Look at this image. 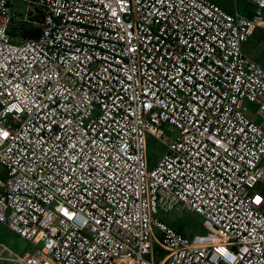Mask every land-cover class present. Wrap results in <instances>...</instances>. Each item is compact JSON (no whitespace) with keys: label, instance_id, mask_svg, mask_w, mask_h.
I'll return each instance as SVG.
<instances>
[{"label":"built area","instance_id":"obj_1","mask_svg":"<svg viewBox=\"0 0 264 264\" xmlns=\"http://www.w3.org/2000/svg\"><path fill=\"white\" fill-rule=\"evenodd\" d=\"M15 1L0 0V224L34 250L0 241V262L264 264V66L244 50L264 0ZM149 136L166 148L153 166ZM172 210L205 234L157 217Z\"/></svg>","mask_w":264,"mask_h":264},{"label":"rangeland","instance_id":"obj_2","mask_svg":"<svg viewBox=\"0 0 264 264\" xmlns=\"http://www.w3.org/2000/svg\"><path fill=\"white\" fill-rule=\"evenodd\" d=\"M241 2L242 0L238 1L240 5ZM219 3L222 4L226 9L230 10L233 8L235 0H219ZM14 10L25 13L27 12V6L25 3L16 0L14 2ZM254 113V106H252L250 115L254 116ZM255 117L258 122L262 120V118H260L258 115ZM165 150L166 148L161 144L160 141L154 140L151 136H149L148 157L151 166L155 165ZM157 217L171 223L175 227L185 226L184 229H186V231L191 229L193 232L205 234V230L201 224V218L196 213L185 210H172L166 213L159 212ZM0 241L4 243L9 249L19 254H24L27 251L32 252L34 250V245L32 243L14 233L4 224H0ZM0 264L2 263L0 262Z\"/></svg>","mask_w":264,"mask_h":264},{"label":"crops","instance_id":"obj_3","mask_svg":"<svg viewBox=\"0 0 264 264\" xmlns=\"http://www.w3.org/2000/svg\"><path fill=\"white\" fill-rule=\"evenodd\" d=\"M240 10L244 14H251L249 6L245 3L244 0H242L240 5ZM264 31L258 30L253 37L244 45L245 52L255 59L257 62H259L261 65L264 66ZM256 115H254V118ZM258 116L262 118L259 123H262L264 125V117L262 115Z\"/></svg>","mask_w":264,"mask_h":264},{"label":"trees","instance_id":"obj_4","mask_svg":"<svg viewBox=\"0 0 264 264\" xmlns=\"http://www.w3.org/2000/svg\"><path fill=\"white\" fill-rule=\"evenodd\" d=\"M24 29H25V30H24L25 32H28V33H30V31H29L28 27H25ZM37 32H38V30H36V31H35V33H33V32H32V33L30 34V36H35ZM177 228H178L179 230H181V231H186V229H184V228H185V226H182V227H181V226H179V227H177ZM182 228H183V229H182ZM187 231H188V230H187Z\"/></svg>","mask_w":264,"mask_h":264}]
</instances>
